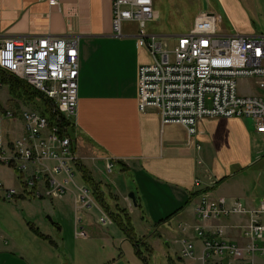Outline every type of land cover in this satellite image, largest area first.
<instances>
[{
    "label": "built area",
    "instance_id": "obj_1",
    "mask_svg": "<svg viewBox=\"0 0 264 264\" xmlns=\"http://www.w3.org/2000/svg\"><path fill=\"white\" fill-rule=\"evenodd\" d=\"M39 1L52 7L59 0ZM153 5V0H112L113 34L122 37L124 23L142 26L152 22ZM135 37L152 57L150 64L137 70L139 112L156 110L161 125L183 127L188 142L196 135L201 119L248 118L264 146L263 34L219 33L215 16L207 13L199 15L185 34H149L142 29ZM0 69L43 94L56 121L63 117L71 122L75 117L78 36L7 37L0 33ZM239 79H252L260 94H239ZM17 104L14 109L1 107L0 111V167L11 170L17 184L8 187L0 178V199L58 200L70 196L76 213L75 239L88 237L78 214L96 209V223L111 226L112 218L98 205L91 189L77 180L79 161L64 128L59 122L50 126L38 111ZM113 168V160H106L105 172L110 174ZM199 197L196 223L182 229L195 236L179 241V258L201 264H264V200L248 206L237 199L211 198L208 193ZM227 232L236 240L229 239ZM197 241L200 253L196 257Z\"/></svg>",
    "mask_w": 264,
    "mask_h": 264
},
{
    "label": "crops",
    "instance_id": "obj_2",
    "mask_svg": "<svg viewBox=\"0 0 264 264\" xmlns=\"http://www.w3.org/2000/svg\"><path fill=\"white\" fill-rule=\"evenodd\" d=\"M216 1L226 12L230 28L222 34H256L250 28L240 0ZM112 18V0H59L52 7L39 0H0V33L4 36H78V101L71 121L74 131L69 138L78 161L97 183L100 181L95 179L91 167L102 166L103 173L107 174L105 162L113 160V171L107 176L111 175L110 184L116 190L106 185L102 189L104 194L108 191L115 196L116 203L128 208L130 213L133 208L137 209L143 222L149 219L159 222L179 210L172 218L184 215L185 220L192 202L195 201L196 208L199 194L217 181L215 189L208 193L210 197L239 200L225 197L222 192L237 174L253 166L252 138L261 139L255 133L254 122L251 126L246 123L248 118L201 119L196 135L188 142L184 128L162 126L156 110L139 112L137 70L141 65L150 64L152 57L135 37L142 30L140 24L124 23L123 36L117 37L112 31ZM255 90L252 95H259L257 87ZM197 179L199 185L195 184ZM130 193H134L140 208L133 206L131 200L127 202ZM194 213L195 209L191 224L185 228L196 223ZM222 223L228 225L225 221ZM86 224L91 225L88 221ZM111 233L115 237L106 236L102 240L113 245L118 239L121 248L129 245L123 236L116 237L119 235L116 231ZM227 236L236 240L229 232ZM199 243H195L197 248ZM57 248L60 246L56 245ZM126 251L130 260L127 261H134L129 246ZM123 255L122 252L112 258L109 264L122 262ZM66 261L74 264L70 257L66 256ZM0 264L58 262L52 257L34 256L26 246L0 235Z\"/></svg>",
    "mask_w": 264,
    "mask_h": 264
},
{
    "label": "rangeland",
    "instance_id": "obj_3",
    "mask_svg": "<svg viewBox=\"0 0 264 264\" xmlns=\"http://www.w3.org/2000/svg\"><path fill=\"white\" fill-rule=\"evenodd\" d=\"M240 1L249 21L250 28L254 33L264 35V0ZM153 2V20L151 23L143 24V27H141L146 32L161 35L185 34L189 29H192L194 21L199 15L207 13L215 16V29L217 32H229L227 14L216 0H153ZM126 28L132 29L127 26ZM165 41L169 45L172 44L170 39ZM255 89L256 86L252 79H239L237 81V91L241 95H252L256 91ZM17 102L27 110L36 109L33 106L22 103L19 99L11 98L6 86L0 89L1 107L14 109L18 105ZM13 106L16 107L13 108ZM245 120L247 125H253L251 119ZM252 139L254 145L253 166L244 170L241 174H237L228 183L229 185L225 187L222 195L225 197H236L244 204L257 206L260 201L264 200V147L259 136H254ZM91 169L95 173V179L100 181L101 189L105 190L106 185H111V175L107 176V174L103 173L102 166L98 165L97 169L92 167ZM114 174H118V172L115 171ZM13 177L15 178L11 170L0 167V178L6 186L12 185L17 187ZM78 177L79 174H77V180H79ZM110 187L112 190H116L114 186L111 185ZM105 195V200L109 205L114 203V200L110 199L111 195L108 194V191L105 192ZM211 198H214V196ZM121 202L123 203H121L122 205H125L122 200ZM119 206L123 208L121 205ZM124 209L127 210L131 219V226L136 238L139 239L145 236L148 245L153 249L149 264H169L168 256L174 258V261L170 262V264H201L195 259L182 260L179 258V241L195 236L193 231H182L184 227L191 224L195 201L192 202L190 208L185 213V220L187 222L183 218L184 215H179L165 222L155 231L154 223L158 222H152L150 219L147 222H143L137 209L133 208L131 213L128 208L124 207ZM89 212V215L84 214L82 216L78 214V217L82 219L81 224L86 228L89 237L86 239H75L74 223L76 213H74L72 198L65 197L58 200L25 198L22 200L13 199L12 201L0 199V235L26 246L34 256L55 258L58 264H68L66 256L70 257L74 264H109L112 258L119 256L122 252L124 253L122 256L123 260L118 264H143L135 258L130 263L127 261L129 260V254L126 249L129 245L122 246L121 248L118 239L115 240V244L114 242L112 243L113 245L102 240L106 236L108 238L111 236L115 237V234L111 233L112 231H116L119 234L116 237L123 236V239L126 237V234H123L118 226L114 224L107 228L99 226L96 223V216L99 215L98 211L92 209ZM49 219L52 220V224ZM164 219L166 218L162 220ZM87 221L91 225H87ZM53 223L57 226H54ZM29 224L37 228L42 235L49 237L50 240H43L37 236L29 229ZM84 224H86V227ZM56 245L57 247L60 246V248L56 249ZM199 253L200 249L196 247L194 256L197 257ZM178 260L181 261L178 262Z\"/></svg>",
    "mask_w": 264,
    "mask_h": 264
},
{
    "label": "trees",
    "instance_id": "obj_4",
    "mask_svg": "<svg viewBox=\"0 0 264 264\" xmlns=\"http://www.w3.org/2000/svg\"><path fill=\"white\" fill-rule=\"evenodd\" d=\"M0 82L3 86L7 87L8 94L11 98L13 97L16 100L19 99L22 103L33 106L34 109L36 108V111L38 110V112L42 116H45L48 119L50 126L56 125L57 122H59V125L64 128L65 135H67L68 137L70 136V133L74 131V126L72 125V123L64 119L63 117H60V120L56 121V114L52 113L47 98L37 90L33 89L24 80H21L11 73L5 72L0 69ZM76 171L77 174H79L78 178L80 183L86 184L91 189L98 205L110 215L113 224L117 225L119 230L123 232V234H126V237H124L125 241H127V243L129 244L135 258L137 260H140L143 264H149V259L152 255L153 249L148 245L147 238L145 236H142L139 239L136 238L127 210L124 208H120V206L116 203L117 198L115 196L109 195L110 199L114 200L115 204L113 207H111L106 202L105 194L100 187V183L94 181L90 172L85 169L80 162H77ZM218 183L219 181H217L210 189H205L199 194V196L203 193H209V191L215 189ZM136 206L140 208L138 204ZM179 211L175 212L172 216H169L166 219L155 223L154 231L156 230V228L172 219V217L179 213ZM53 225L57 226L55 223H53ZM29 229L32 230L37 236L41 237L43 240H50L49 237L42 235L33 225L29 224ZM49 242L52 243L51 241ZM173 261L174 258L168 256V263L170 264V262L172 263ZM180 261L181 260H178V262Z\"/></svg>",
    "mask_w": 264,
    "mask_h": 264
},
{
    "label": "water",
    "instance_id": "obj_5",
    "mask_svg": "<svg viewBox=\"0 0 264 264\" xmlns=\"http://www.w3.org/2000/svg\"><path fill=\"white\" fill-rule=\"evenodd\" d=\"M128 198L132 201L133 203V206H136V202H135V197H134V194L133 193H130ZM50 223L52 224V220L49 219Z\"/></svg>",
    "mask_w": 264,
    "mask_h": 264
}]
</instances>
